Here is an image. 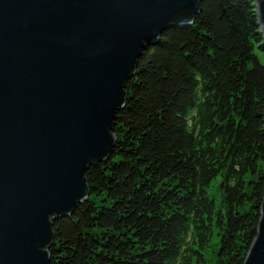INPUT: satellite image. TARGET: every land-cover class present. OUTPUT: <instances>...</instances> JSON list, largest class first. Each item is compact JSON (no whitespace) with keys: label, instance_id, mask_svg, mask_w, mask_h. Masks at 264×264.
I'll return each mask as SVG.
<instances>
[{"label":"trees","instance_id":"trees-1","mask_svg":"<svg viewBox=\"0 0 264 264\" xmlns=\"http://www.w3.org/2000/svg\"><path fill=\"white\" fill-rule=\"evenodd\" d=\"M257 53L250 0H203L162 32L125 85L112 153L86 173L89 197L54 223L49 264H243L264 198Z\"/></svg>","mask_w":264,"mask_h":264},{"label":"water","instance_id":"water-1","mask_svg":"<svg viewBox=\"0 0 264 264\" xmlns=\"http://www.w3.org/2000/svg\"><path fill=\"white\" fill-rule=\"evenodd\" d=\"M264 37V0H250ZM203 0H0V264H49L54 223L89 197L125 85ZM243 264H264V198Z\"/></svg>","mask_w":264,"mask_h":264},{"label":"rangeland","instance_id":"rangeland-1","mask_svg":"<svg viewBox=\"0 0 264 264\" xmlns=\"http://www.w3.org/2000/svg\"><path fill=\"white\" fill-rule=\"evenodd\" d=\"M257 55H258L259 60H260L261 62H264V53H257ZM218 185L220 186V188H223L222 183H220V181L217 180V181L213 184L212 190L217 189V188H218ZM208 257H210V253L208 254Z\"/></svg>","mask_w":264,"mask_h":264}]
</instances>
